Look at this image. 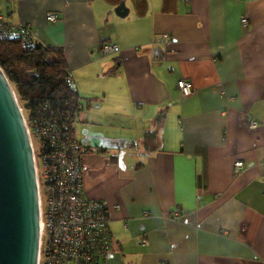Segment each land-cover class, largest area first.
<instances>
[{
    "label": "crops",
    "instance_id": "0c3cea01",
    "mask_svg": "<svg viewBox=\"0 0 264 264\" xmlns=\"http://www.w3.org/2000/svg\"><path fill=\"white\" fill-rule=\"evenodd\" d=\"M0 12L74 73L84 191L111 210L107 264H264V0H0ZM108 41L120 52L102 54Z\"/></svg>",
    "mask_w": 264,
    "mask_h": 264
},
{
    "label": "built area",
    "instance_id": "2783aa9c",
    "mask_svg": "<svg viewBox=\"0 0 264 264\" xmlns=\"http://www.w3.org/2000/svg\"><path fill=\"white\" fill-rule=\"evenodd\" d=\"M59 18L58 12L47 14L49 21ZM242 22L247 26L248 19L244 17ZM164 37L168 39L167 34ZM0 39H21L27 47H32L36 40L31 25L16 23L2 12ZM120 50L115 41L101 46L104 55ZM67 83L76 96L67 100L64 109H55L49 101H44L28 120L22 108L33 147L40 201L38 264H107L114 247L111 210L106 199L90 197L84 191L83 149L76 123L85 103L78 95L76 78L69 67ZM178 86L184 97L194 91L189 79H180ZM258 126L259 121L252 118L250 127ZM244 167L243 160L234 164L236 173ZM174 216L179 213L175 212ZM143 244L149 241L143 238Z\"/></svg>",
    "mask_w": 264,
    "mask_h": 264
},
{
    "label": "water",
    "instance_id": "95a60500",
    "mask_svg": "<svg viewBox=\"0 0 264 264\" xmlns=\"http://www.w3.org/2000/svg\"><path fill=\"white\" fill-rule=\"evenodd\" d=\"M39 246L33 147L22 106L0 66V264H38Z\"/></svg>",
    "mask_w": 264,
    "mask_h": 264
},
{
    "label": "trees",
    "instance_id": "16d2710c",
    "mask_svg": "<svg viewBox=\"0 0 264 264\" xmlns=\"http://www.w3.org/2000/svg\"><path fill=\"white\" fill-rule=\"evenodd\" d=\"M0 66L23 102L28 120L44 101L64 109L67 100L76 96L67 83L68 65L60 48L38 40L27 47L21 39H0Z\"/></svg>",
    "mask_w": 264,
    "mask_h": 264
},
{
    "label": "rangeland",
    "instance_id": "374dc122",
    "mask_svg": "<svg viewBox=\"0 0 264 264\" xmlns=\"http://www.w3.org/2000/svg\"><path fill=\"white\" fill-rule=\"evenodd\" d=\"M18 96V95H17ZM18 99H19V97H18ZM20 102V101H19ZM83 102H84V100H83ZM20 104H23V102H21ZM85 106H86V103H85Z\"/></svg>",
    "mask_w": 264,
    "mask_h": 264
}]
</instances>
